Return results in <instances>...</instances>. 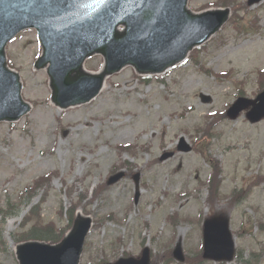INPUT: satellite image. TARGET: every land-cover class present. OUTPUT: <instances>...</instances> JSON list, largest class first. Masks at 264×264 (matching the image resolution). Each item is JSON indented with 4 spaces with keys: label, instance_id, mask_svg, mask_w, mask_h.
<instances>
[{
    "label": "rangeland",
    "instance_id": "rangeland-1",
    "mask_svg": "<svg viewBox=\"0 0 264 264\" xmlns=\"http://www.w3.org/2000/svg\"><path fill=\"white\" fill-rule=\"evenodd\" d=\"M248 1L192 0L196 11L234 7L230 22L191 54L192 61L149 78L148 84L126 69L110 78L92 103L66 112L50 104L46 72L33 71L41 54L37 33L25 32L9 46V62L20 72L24 99L34 109L17 124L0 125V231L8 244L0 247V264H17L10 243L15 245L21 216L43 199L42 219L35 213L31 224H68L69 190L75 202L99 190L95 203L81 207L94 219L81 264H113L126 254L137 259L146 247L152 264H185L167 258L178 244L196 263L210 212L230 221L237 252L264 264V185L255 186L264 176V122L250 124L245 113L236 121L223 116L241 94L255 99L264 86V74H259L264 70V1L253 7ZM101 65L96 58L87 69L98 72ZM201 94L212 103L204 104ZM180 138L196 142L198 149L160 162L164 153L176 152ZM207 142L209 150L199 152ZM125 145L136 146L137 153L120 156L118 147ZM126 162L131 167L124 168L122 181L106 191L97 189L114 175L115 166ZM52 173L56 177L50 186L29 202H19L25 190ZM136 173L141 175L137 203ZM236 192L242 194L233 198ZM9 212L13 216L4 220ZM108 216L113 219L100 223Z\"/></svg>",
    "mask_w": 264,
    "mask_h": 264
},
{
    "label": "water",
    "instance_id": "water-1",
    "mask_svg": "<svg viewBox=\"0 0 264 264\" xmlns=\"http://www.w3.org/2000/svg\"><path fill=\"white\" fill-rule=\"evenodd\" d=\"M155 1V2H154ZM190 0H0V123H16L31 110L22 97V81L9 69L6 49L28 28L38 31L43 49L36 70L49 75L53 105L67 110L94 100L108 77L132 66L139 75L163 74L185 62L189 53L209 41L228 22L230 9L194 13ZM262 0H251L250 5ZM60 10L59 14H56ZM123 25V31L119 27ZM141 32V33H140ZM158 32V33H157ZM102 54L99 74L84 70L86 59ZM205 103L211 98L202 96ZM252 123L264 119V93L257 100L240 99L230 110L236 119L244 110ZM184 144V142H183ZM182 144V145H183ZM180 151L189 152L182 146ZM172 157L166 155L162 160ZM123 177L112 178L109 184ZM138 180V178H136ZM92 219L78 215L68 235L57 245L38 242L16 246L19 264H80ZM205 255L214 261H231L234 241L228 220L214 218L205 224ZM174 256L184 261L181 246ZM118 264H150V252L141 260Z\"/></svg>",
    "mask_w": 264,
    "mask_h": 264
},
{
    "label": "trees",
    "instance_id": "trees-1",
    "mask_svg": "<svg viewBox=\"0 0 264 264\" xmlns=\"http://www.w3.org/2000/svg\"><path fill=\"white\" fill-rule=\"evenodd\" d=\"M35 186L37 187V189H39L38 187H40V182H37ZM27 192L30 193L31 188L28 189ZM35 213L37 216H39V207H35V209L32 211V213L30 214L31 219H29L30 216H28L25 219L24 223L21 226L22 233L21 234L19 233L16 236V241L18 242V241H25V240H39V241H47L51 243L59 242L64 236V233L66 232V228L57 229L56 226L53 224L44 226L43 223L42 224L34 223L33 226H30L29 229H26V226L31 224L32 220L35 221L37 219V217L34 215ZM2 242L3 241L0 239V247L2 245Z\"/></svg>",
    "mask_w": 264,
    "mask_h": 264
},
{
    "label": "bare ground",
    "instance_id": "bare-ground-1",
    "mask_svg": "<svg viewBox=\"0 0 264 264\" xmlns=\"http://www.w3.org/2000/svg\"><path fill=\"white\" fill-rule=\"evenodd\" d=\"M47 0H45V2H46ZM155 2V1H154ZM61 11L60 10H58L57 11V13L56 14H59ZM33 30V28H28L27 30H23V31H21V32H19L17 35H16V37L17 36H19V35H23L25 32H29V31H32ZM158 33V32H157ZM95 58L97 57V55H95L94 56ZM5 59H7V62L8 63H10L9 62V57H7V56H5ZM88 62H86V64H87ZM86 64H84V66L86 65ZM71 110V109H70ZM62 112H66V111H62ZM53 174V173H52ZM28 189H30V188H28ZM28 189L26 190V192L28 191ZM32 190V189H31ZM72 190V189H71ZM29 194V193H28ZM28 194H22L20 197H19V202H21V201H23L26 197H28ZM83 213H84V210H83ZM27 214H29V213H27ZM26 214V215H27ZM41 215H42V212L40 213ZM10 216H13V214H12V212H9V213H7L6 215H4V220L5 219H7L8 217H10ZM25 217V216H24ZM24 217L23 216H21V218H20V220L23 218L24 219ZM18 220H15V222H17ZM24 221V220H23ZM10 246L12 247V249L14 250V248H15V246H14V244L13 243H10Z\"/></svg>",
    "mask_w": 264,
    "mask_h": 264
}]
</instances>
